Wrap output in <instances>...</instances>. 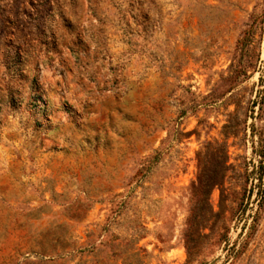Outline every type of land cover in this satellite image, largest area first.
<instances>
[{"label": "rangeland", "instance_id": "rangeland-1", "mask_svg": "<svg viewBox=\"0 0 264 264\" xmlns=\"http://www.w3.org/2000/svg\"><path fill=\"white\" fill-rule=\"evenodd\" d=\"M0 264H264V0H0Z\"/></svg>", "mask_w": 264, "mask_h": 264}, {"label": "trees", "instance_id": "trees-1", "mask_svg": "<svg viewBox=\"0 0 264 264\" xmlns=\"http://www.w3.org/2000/svg\"><path fill=\"white\" fill-rule=\"evenodd\" d=\"M213 176H209L207 178L201 179L198 177V185H200L205 193H208L212 185L215 184L214 180H212Z\"/></svg>", "mask_w": 264, "mask_h": 264}]
</instances>
